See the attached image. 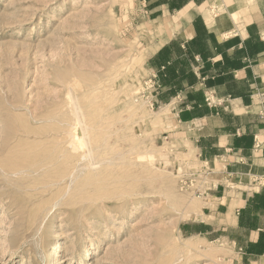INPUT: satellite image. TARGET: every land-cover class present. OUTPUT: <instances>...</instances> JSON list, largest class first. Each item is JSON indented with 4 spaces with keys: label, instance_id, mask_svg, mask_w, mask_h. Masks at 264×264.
<instances>
[{
    "label": "rangeland",
    "instance_id": "1",
    "mask_svg": "<svg viewBox=\"0 0 264 264\" xmlns=\"http://www.w3.org/2000/svg\"><path fill=\"white\" fill-rule=\"evenodd\" d=\"M161 1L0 0V264H264L215 212L242 187L262 189L252 179L263 166L217 188L215 162L177 123L178 99L162 101L153 63L204 5L218 8L206 21L220 40L242 35L236 0L183 11ZM255 2L241 20L260 32ZM262 88H250L259 113L251 95ZM78 123L90 146L75 149ZM255 136L264 142V123Z\"/></svg>",
    "mask_w": 264,
    "mask_h": 264
},
{
    "label": "crops",
    "instance_id": "2",
    "mask_svg": "<svg viewBox=\"0 0 264 264\" xmlns=\"http://www.w3.org/2000/svg\"><path fill=\"white\" fill-rule=\"evenodd\" d=\"M193 1L162 0L160 5L183 11L196 4ZM207 24L212 26L201 14L193 17L188 37L163 43L153 63L162 101L178 99L177 123L190 132L197 154L215 162L217 188L227 189V183L239 185L249 171L264 164V144L254 149L264 111L259 113L250 99V88L264 84V29L257 31L251 22L245 26L246 35L234 33L220 40ZM215 212L244 254L264 255V187L255 194L242 187L233 201L220 203Z\"/></svg>",
    "mask_w": 264,
    "mask_h": 264
},
{
    "label": "bare ground",
    "instance_id": "3",
    "mask_svg": "<svg viewBox=\"0 0 264 264\" xmlns=\"http://www.w3.org/2000/svg\"><path fill=\"white\" fill-rule=\"evenodd\" d=\"M256 0H236L237 3V8H235L230 14V18L232 20V22L234 23V28H238L243 35H246V31H245V22L241 20V13L253 2H255ZM218 10V8L215 6L214 7H210V8H206V6H202L198 9H196L195 11L191 12V15L189 18H193L198 14H201L205 19H210L214 12ZM166 12V11H165ZM227 17V16H226ZM162 17L159 16L158 18L153 19L155 23L158 24V22H160L162 19ZM166 18V17H165ZM164 19V18H163ZM164 22V20H163ZM162 22V23H163ZM153 25V24H152ZM154 26V25H153ZM157 26V25H156ZM157 29L158 26H157ZM162 29V28H161ZM160 31V30H159ZM233 31H235L234 33L237 34V30L233 29ZM163 41V40H162ZM165 41V40H164ZM166 42V41H165ZM163 44V43H162ZM161 44V45H162ZM74 108V107H73ZM78 119V118H77ZM78 122V120H77ZM1 123V122H0ZM74 127V126H73ZM86 128L83 127V125L81 124H77L75 125V127L73 128V131L71 133V145L76 149L79 148H83L86 146H90L89 140L87 139V132H86ZM69 138V137H68ZM87 149V148H86ZM91 149V148H90ZM75 151V150H74ZM72 152V151H71ZM74 153H78L74 152ZM82 158V157H81ZM42 198V197H41ZM59 249V248H58Z\"/></svg>",
    "mask_w": 264,
    "mask_h": 264
},
{
    "label": "built area",
    "instance_id": "4",
    "mask_svg": "<svg viewBox=\"0 0 264 264\" xmlns=\"http://www.w3.org/2000/svg\"><path fill=\"white\" fill-rule=\"evenodd\" d=\"M255 93L257 94L256 96L262 98V101L264 102V88L253 91V93L251 95L253 101H255ZM262 143H263V141L259 142L257 136H255L254 147L257 148V147H259V144H262ZM252 181H253V183H256L258 186L264 187V164H263V172L253 175Z\"/></svg>",
    "mask_w": 264,
    "mask_h": 264
}]
</instances>
